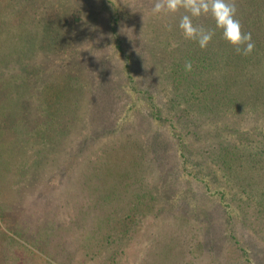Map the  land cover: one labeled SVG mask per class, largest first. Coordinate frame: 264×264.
<instances>
[{
  "label": "trees",
  "instance_id": "obj_1",
  "mask_svg": "<svg viewBox=\"0 0 264 264\" xmlns=\"http://www.w3.org/2000/svg\"><path fill=\"white\" fill-rule=\"evenodd\" d=\"M36 1L0 0V93H6L10 85L19 87L17 92L30 93L26 72L32 58L36 56L40 65L53 64L52 58L72 44L77 31L73 58L80 63L85 58L96 60L103 49L108 62L114 63L102 61L106 68L100 72L101 77L114 79L110 98L120 88L119 78L128 80V90L143 95L151 108L149 124L170 127L166 135L146 139L133 130L139 133H130L129 142L118 146L113 142L106 148L103 166L90 171L85 181L95 199L89 201L95 212L91 215L82 204L75 218H69L70 225L58 224L61 234L66 229L76 237L71 244L79 259L73 264H127L118 245L138 234L142 220L165 216L171 217L172 228L153 232L151 240L157 247L162 245L163 253L185 242L187 248L172 254L174 264L189 252L196 259L205 257L207 264H226L217 247L222 237L236 245L237 264H264V0H235L238 18L255 43L248 56L238 54L219 29L210 45L201 49L197 42L185 39L178 27L183 12L153 15L155 0H125L129 11L123 8V13L117 0H108L114 12L99 30L103 35L104 29L110 31L112 42L97 37L78 13H67L68 0H45L40 11ZM124 21L131 29L122 35ZM194 22L215 28L210 16ZM186 61L193 65L191 72L185 70ZM8 70L16 71L15 76H6ZM51 83L42 82L40 88L43 108L48 110L51 126L60 116L62 125L68 106L61 100L76 92V87L71 74L60 86ZM3 106L2 101L0 109ZM6 124L0 127V137ZM14 148L0 144V184L12 167L16 171L9 175L11 180L29 174L26 156L16 158L21 162L4 161L13 157ZM152 179L156 181L150 184ZM129 190L132 198L126 200L124 192ZM170 197L177 198L173 204ZM79 219V225L72 227ZM46 231L50 236L48 227ZM61 264L71 263L61 260Z\"/></svg>",
  "mask_w": 264,
  "mask_h": 264
},
{
  "label": "rangeland",
  "instance_id": "obj_2",
  "mask_svg": "<svg viewBox=\"0 0 264 264\" xmlns=\"http://www.w3.org/2000/svg\"><path fill=\"white\" fill-rule=\"evenodd\" d=\"M9 1L15 2V0ZM68 2L70 6L67 7V13H78L81 21L90 24L89 28L96 31L97 37L112 42L110 31L104 29L103 35L102 30H99L103 24H107L114 12L108 0H68ZM117 2L120 12L123 8L129 11L125 0H117ZM41 3L45 5L46 2L37 0L35 3L39 11L43 8ZM30 13L32 14L33 11ZM80 22L72 28L77 30V24ZM122 24L121 34L124 35L131 26L127 25L126 21ZM82 31L84 33L85 28ZM74 34L78 35V32L74 31ZM76 35L71 37V45L65 46L61 53H58L59 56L52 58L53 64L50 62L45 66L40 65L35 61L36 56L32 58L33 63L26 72L32 88L30 93H25L23 90L17 92L19 87L12 89V85L6 93H0V103L4 102L3 108L0 109V127L6 124L5 121H9L5 126L6 131L0 137V144L6 149L15 146L13 157L7 156L4 161L15 159L21 162L16 159L21 154L23 157L26 156L29 160L28 164H31L29 174L24 179L11 180L9 175L12 176L16 171V168L12 167L6 173L7 176L4 174L5 183L0 184V264H47V259L55 264H61V260L71 264L77 262L78 250L73 245L76 237L65 232L66 229L61 234L58 224L61 222L66 227L70 225L69 218H75L73 215L82 204H85L84 209L89 207L91 215L95 212L94 208H90L92 204L89 202L94 196L90 195L85 181L87 177L89 178L90 171L103 166L106 148L109 149L110 143L113 142L116 146L129 142L130 133L135 134L134 132L140 131L141 135L147 138L159 134L166 135L170 129L156 123L149 124L150 119L147 114H149L148 108L150 111L151 108L143 95H134L128 90L131 84L128 80L119 78L120 88L115 91V98L111 99L110 93L113 91L111 83L114 79L109 80L108 76L101 77L100 72L106 68L102 61H106L110 66L114 63L108 62L109 56L103 55V49L97 53L96 60L85 58L84 63L77 61L72 56L76 54L75 49L78 48ZM58 40H61V36ZM104 51L106 53L105 48ZM84 53L89 57L87 51ZM97 62L101 63L97 64ZM96 66L98 67L95 68ZM110 66L107 71L112 77ZM15 74L16 71L11 70L5 73L9 77H14ZM69 74L73 76L76 92L69 94L72 98L69 96L61 100L62 104L68 106L65 109L67 113L63 115L62 125L60 116L56 117L57 122L51 126L48 110L43 108L46 106L44 94L40 91L42 82L51 80V85L56 87L61 85ZM18 85L24 84L18 82ZM109 157L111 156L108 155V160ZM119 157L121 158L122 155ZM129 169L132 171L136 168L129 167ZM155 181L152 179L150 184ZM124 193L126 198H129L126 200L132 198L131 190ZM170 199V203L173 204L177 198L170 197ZM104 205L106 207V204ZM170 218L165 216L142 220L138 234L118 245L122 249L120 256L123 260L127 264H159V262L174 264L176 257L172 254L187 248L185 242L174 244L163 253L162 245L157 247L156 242L151 240L153 232L162 231L168 226L172 228ZM80 222L81 219L71 226L75 228ZM51 223L54 226L49 225ZM46 227L51 232L50 236ZM63 235L65 239L61 238ZM187 238L191 249V234ZM256 239L259 242L257 237ZM18 242L26 245L29 251ZM217 247L226 264L238 263V249L236 251V245L227 238L222 237ZM190 254L192 253H186V258L181 256L176 264L208 263L205 257L196 259ZM188 257H191L190 262Z\"/></svg>",
  "mask_w": 264,
  "mask_h": 264
},
{
  "label": "clouds",
  "instance_id": "obj_3",
  "mask_svg": "<svg viewBox=\"0 0 264 264\" xmlns=\"http://www.w3.org/2000/svg\"><path fill=\"white\" fill-rule=\"evenodd\" d=\"M151 11L153 15L163 16L182 11L178 27L185 39L197 42L201 49L210 45L216 35V29H219L222 38L231 44L238 54L248 56L255 50L252 34L244 30L238 18L235 0H155ZM209 16L215 22L214 29L194 22ZM185 70H193L191 61H186Z\"/></svg>",
  "mask_w": 264,
  "mask_h": 264
}]
</instances>
